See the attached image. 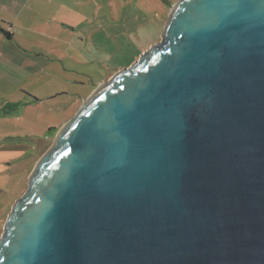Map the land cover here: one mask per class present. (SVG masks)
I'll use <instances>...</instances> for the list:
<instances>
[{"label":"water","instance_id":"obj_1","mask_svg":"<svg viewBox=\"0 0 264 264\" xmlns=\"http://www.w3.org/2000/svg\"><path fill=\"white\" fill-rule=\"evenodd\" d=\"M0 264H264V0H181L58 132Z\"/></svg>","mask_w":264,"mask_h":264},{"label":"rangeland","instance_id":"obj_2","mask_svg":"<svg viewBox=\"0 0 264 264\" xmlns=\"http://www.w3.org/2000/svg\"><path fill=\"white\" fill-rule=\"evenodd\" d=\"M61 1L41 7L39 23L13 30L18 39H2L0 239L58 132L99 86L162 41L181 0H72L60 9Z\"/></svg>","mask_w":264,"mask_h":264},{"label":"crops","instance_id":"obj_3","mask_svg":"<svg viewBox=\"0 0 264 264\" xmlns=\"http://www.w3.org/2000/svg\"><path fill=\"white\" fill-rule=\"evenodd\" d=\"M54 0H0V26L1 29L7 32L10 37L0 31V47L2 46V39L6 37L7 40H16L18 36L13 33V30L33 26L40 22L41 7H44ZM67 1V3H65ZM72 0H62L60 9H66L71 6ZM64 2V3H63ZM78 5V2H75ZM26 13V15H25ZM57 16L63 18L61 13ZM55 17L47 18L49 22H55ZM64 20V19H62ZM0 51V57H1Z\"/></svg>","mask_w":264,"mask_h":264},{"label":"trees","instance_id":"obj_4","mask_svg":"<svg viewBox=\"0 0 264 264\" xmlns=\"http://www.w3.org/2000/svg\"><path fill=\"white\" fill-rule=\"evenodd\" d=\"M0 31H1L3 34H5L8 38L10 37V35H9L7 32H5L4 30L1 29V26H0Z\"/></svg>","mask_w":264,"mask_h":264}]
</instances>
